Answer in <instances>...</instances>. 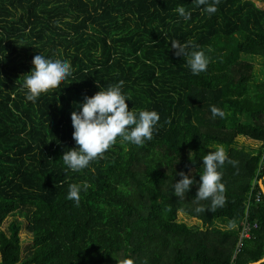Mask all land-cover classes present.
Wrapping results in <instances>:
<instances>
[{
	"label": "trees",
	"instance_id": "trees-1",
	"mask_svg": "<svg viewBox=\"0 0 264 264\" xmlns=\"http://www.w3.org/2000/svg\"><path fill=\"white\" fill-rule=\"evenodd\" d=\"M181 5L190 20L175 12ZM202 9L193 0H0V226L21 217L32 237L23 250L14 217L0 231V264H233L244 221L257 229L234 263L264 259V80L249 61L264 60V10L250 0ZM172 40L199 45L207 70L193 75ZM40 52L69 59L73 74L26 102L22 76ZM121 81L129 110L158 112L153 138L118 137L72 172L62 160L77 147L71 113ZM237 138L263 150L235 147ZM217 146L236 164L220 169L225 203L210 210L211 199L195 196ZM181 172L197 181L183 199L172 188ZM81 182L89 188L77 205L67 190ZM178 213L202 227L177 223Z\"/></svg>",
	"mask_w": 264,
	"mask_h": 264
},
{
	"label": "clouds",
	"instance_id": "clouds-1",
	"mask_svg": "<svg viewBox=\"0 0 264 264\" xmlns=\"http://www.w3.org/2000/svg\"><path fill=\"white\" fill-rule=\"evenodd\" d=\"M219 0H193V4L203 6V11L214 14L217 11ZM175 12L188 21L191 19V11L181 5ZM171 47L176 50L177 56L186 59V66L193 75H199L207 70L210 58L199 45L192 41L180 43L177 40L171 41ZM33 68L22 76L24 77L21 90L24 91L26 102L36 103L42 94L58 87L62 81L67 80L73 74L71 61L63 56L55 58L37 54L34 56ZM123 82L116 85H109L101 89L93 96H85L83 103L78 104V111L71 113V121L74 128L73 139L77 147L65 151L62 160L67 169L72 172H80L87 168L91 161L102 156L117 138L121 142H128L142 146L146 141L153 138V133L160 120L155 110L140 109L129 110L126 101H131L122 90ZM213 118H223L224 112L215 105L210 107ZM235 166L236 161L231 160L222 146H217L215 151L208 152L203 157V172L199 173V187L195 200L205 201L211 199V209L222 207L225 203V186L222 183V172L220 169L225 162ZM182 177L172 185L174 195L183 199L190 191L195 178L181 172ZM87 182L70 183L67 190V199L74 201L77 205L80 202L81 193L87 192ZM205 211L202 207H196L195 212ZM127 264H132L128 261ZM256 264H264V259Z\"/></svg>",
	"mask_w": 264,
	"mask_h": 264
},
{
	"label": "rangeland",
	"instance_id": "rangeland-1",
	"mask_svg": "<svg viewBox=\"0 0 264 264\" xmlns=\"http://www.w3.org/2000/svg\"><path fill=\"white\" fill-rule=\"evenodd\" d=\"M256 4L257 7L260 9L264 10V0H250ZM252 62L254 66V76L257 80H264V60L258 59V58H252L249 60ZM235 147L242 148L244 150H263V145L261 144H256L253 143L251 140L244 139V138H237L236 144L234 145ZM16 217L18 220H21L23 224V228L20 231V240L23 244V250H26L28 246L31 244V235L26 231L25 229V219L21 217ZM14 217H9L5 220V222L0 226V231L7 232V228L14 219ZM177 223H183L186 224L188 227L192 226H201V222L197 221L194 218H189L188 216H185L182 213L177 214ZM217 226L221 228H225L222 224H217ZM202 229V228H200Z\"/></svg>",
	"mask_w": 264,
	"mask_h": 264
},
{
	"label": "built area",
	"instance_id": "built-area-1",
	"mask_svg": "<svg viewBox=\"0 0 264 264\" xmlns=\"http://www.w3.org/2000/svg\"><path fill=\"white\" fill-rule=\"evenodd\" d=\"M262 169L264 170V164L262 166ZM259 199H260V194L258 193L256 196V202H259ZM241 228L242 229L240 231V239H239V242L237 244V247L234 249L235 253H234L233 260H232L233 264H235L234 261L236 259V256L240 253L241 248L243 247V240L250 238L252 231L257 229V224H250V223L244 221L242 223Z\"/></svg>",
	"mask_w": 264,
	"mask_h": 264
},
{
	"label": "water",
	"instance_id": "water-1",
	"mask_svg": "<svg viewBox=\"0 0 264 264\" xmlns=\"http://www.w3.org/2000/svg\"><path fill=\"white\" fill-rule=\"evenodd\" d=\"M260 188H261V190H262L263 193H264V187H263L262 183H260ZM255 264H256V263H255Z\"/></svg>",
	"mask_w": 264,
	"mask_h": 264
},
{
	"label": "crops",
	"instance_id": "crops-1",
	"mask_svg": "<svg viewBox=\"0 0 264 264\" xmlns=\"http://www.w3.org/2000/svg\"><path fill=\"white\" fill-rule=\"evenodd\" d=\"M253 143H256V144H261V143H258V142H254V141H252Z\"/></svg>",
	"mask_w": 264,
	"mask_h": 264
}]
</instances>
